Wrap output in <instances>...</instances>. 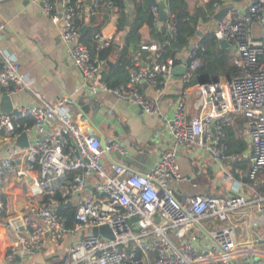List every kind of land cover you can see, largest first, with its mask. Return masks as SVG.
I'll use <instances>...</instances> for the list:
<instances>
[{
  "label": "built area",
  "instance_id": "1",
  "mask_svg": "<svg viewBox=\"0 0 264 264\" xmlns=\"http://www.w3.org/2000/svg\"><path fill=\"white\" fill-rule=\"evenodd\" d=\"M30 1H41L52 21L62 19L60 39L92 95L110 92L157 120L164 119L160 98L174 65L172 58L160 57L157 44L142 45L149 50L145 65L136 60L128 82L110 88L97 77L104 65L100 54L111 45L113 31L104 24L94 34L92 50L78 38V19L95 10H87L85 0H62L59 9L52 0ZM159 1L151 7L155 18ZM162 1L166 9V0ZM210 2L214 12L228 7L216 22V31L230 46L235 72L192 83L199 59L194 56L198 45H190L188 54L193 58L182 74L186 87L167 122L171 142L144 172L112 160L113 151L125 152L119 140L103 135L101 146L98 129L86 112H69L67 97L56 101L43 97L21 74L18 62L1 54L0 93L25 88L36 102L0 113V139H15L22 131L35 134L32 139L28 134L27 146L12 144L0 158V185L8 173L29 178L31 197L12 212L0 198V264H22L37 253L44 259L31 264H264L261 237L238 240L232 217L234 211L261 200L256 209L264 225V197L177 195L171 186V181L184 179L178 163L182 148L196 144L222 163L238 159L239 154L229 153L222 141L237 116L244 120L240 134L250 146L248 188L255 189L257 177L264 175V0L239 6L230 0ZM105 5L110 12L116 9L110 1ZM166 23L173 29L168 19ZM141 84L150 87V94L140 92ZM190 102L197 111L193 116ZM27 118L31 123L19 128L21 119ZM234 171L241 176L239 169ZM58 206L74 208L71 224L66 215L57 213ZM102 224L112 237L93 232ZM51 255L55 261H49Z\"/></svg>",
  "mask_w": 264,
  "mask_h": 264
},
{
  "label": "crops",
  "instance_id": "2",
  "mask_svg": "<svg viewBox=\"0 0 264 264\" xmlns=\"http://www.w3.org/2000/svg\"><path fill=\"white\" fill-rule=\"evenodd\" d=\"M247 1L230 0V3L239 6ZM61 2L62 0L53 1L56 9L61 7ZM186 2L191 12L197 9L204 12L208 4L211 5L212 12L205 13V16L209 17L208 20L199 19L198 29L201 31L206 30L208 27H214L216 30V22L226 12L222 13L219 19H216L214 14L218 10L213 11L210 0H186ZM120 18L121 12L118 9L111 10L105 22L110 31H113L114 43H118L119 46V36L122 33L116 32V27ZM84 20L85 22L89 21L87 13L84 15ZM0 23L3 24L0 29V58L3 53L11 55L18 62L21 74L32 81L35 89L43 97L50 101L67 97L70 100L65 103V107L69 112L74 113L82 109L89 116L93 113L91 103L98 104L96 114L91 118V123L102 135L119 140L125 149L124 153L113 151L110 155L112 160L122 162L133 170L141 172L148 170L156 163L160 149L168 146L171 142L167 122L172 118L182 88L186 87L182 81V74L185 69V57L188 55V49H183L179 56H183L182 60L176 63L172 69V74L167 81V89L160 98L161 112L164 119L157 120L155 117L146 114L139 105L118 99L110 92L100 91L95 95L89 92L81 72L66 54L60 39L62 26L51 20L41 1L0 0ZM161 23L159 21V25ZM118 47L114 45L108 59L113 63L117 56ZM227 48L230 49V47ZM196 82L198 81L193 83ZM193 85L190 86L191 89ZM150 90V87L146 84H143L142 89L140 87V92L145 95L150 94ZM5 94L10 96L12 110L10 112L0 111V113L10 114L20 106L36 102L28 89L17 88L12 93H0V108L6 107L9 103V101L3 99ZM196 112L190 102V115L193 116ZM239 119L242 121V125L235 136L241 137L245 141L247 149L246 151L239 150L236 153L239 154L240 159L247 158L249 163L250 146L243 135L240 134L244 128V120L241 116H237L234 121ZM28 134L30 139L35 137L32 132ZM12 144H15V139H0V158ZM110 158L103 155V159L107 163H110ZM16 163L21 164V161L17 158ZM178 163L181 177L183 176L184 179L171 181V186L177 195L189 192L218 197L242 193L251 199L264 197V194L248 195L247 189L251 186V183L245 180L247 166L244 162L233 166L230 161L224 163L216 161L210 152L195 144L180 150ZM232 167L239 168L242 171L241 176L239 175L240 179L233 176L232 173V176L230 175L229 171ZM262 176L263 181L261 184L264 183V175ZM28 180L29 178L20 177L16 174L8 173L5 175L0 185L1 196L4 197V200L1 196L0 198L8 212L22 209L30 201ZM252 192L254 193L255 190L253 189ZM259 202L262 201L256 200L250 206L256 205L257 207ZM243 208L232 213V217L238 226L243 223L240 228L241 233L238 232L237 234V239L241 241L247 236L253 235L261 237V242L264 243V225L261 216H259L258 223L252 224L250 219L245 223L243 220L249 217V213L246 209L244 210L246 212H243ZM206 223L209 224L207 221ZM42 259H44L43 256L37 253V255L35 254L22 261V264L39 263ZM53 260L55 261L54 256L51 255L49 261L52 262Z\"/></svg>",
  "mask_w": 264,
  "mask_h": 264
},
{
  "label": "trees",
  "instance_id": "3",
  "mask_svg": "<svg viewBox=\"0 0 264 264\" xmlns=\"http://www.w3.org/2000/svg\"><path fill=\"white\" fill-rule=\"evenodd\" d=\"M54 1V0H53ZM89 0H85L87 2ZM87 4L86 9L95 10L94 14L89 15V21L85 22L84 16L78 19L79 26L86 25L84 32H80L79 40L85 44L90 50L94 46V34L100 30L108 19L109 10L105 3L110 1L113 6L121 12V18L117 24L116 32H121L120 46L118 47L117 56L112 66L106 64V60L110 58L111 51L114 49V37L111 45L101 52L100 57L104 61V67L98 74V82H104L108 87L115 88L125 85L129 80L130 69L135 65V61L140 63L147 61L149 50L143 48L142 45L157 44L159 55L162 59L170 57L173 60V65L182 60L181 52L186 49L189 50L190 45L196 43L198 49L195 57L199 59V65L195 68L192 78V83L205 79H216L218 77L230 76L235 72V67L232 65V51L221 46L216 36L214 27H208L201 31L198 29L199 19L207 21L209 17L205 13H211V5L203 12L200 9L189 11L186 0H166V10L168 23L173 25V29L167 27L166 22L159 25L158 18H155L151 7L157 5L158 0H129L131 12L127 15L125 13L124 0H94ZM128 20V23L126 21ZM146 26V28H144ZM192 55L185 57V63L189 64L192 60ZM141 89L143 84H141ZM85 112V111H84ZM31 123V119H21V126ZM236 122V123H235ZM242 121L236 120L233 125L226 128L225 135L222 141L227 145L229 153H236L239 150L246 151L247 145L241 137L235 136L238 129L241 127ZM247 158H238L232 161V165H239L244 162L247 166L245 170V180H247V171L249 163ZM243 163V164H244ZM255 192L252 196L264 194V183L255 185ZM257 193V194H256ZM1 198L4 197L1 196ZM72 206H63L57 209V213L66 215L68 223H72L73 217Z\"/></svg>",
  "mask_w": 264,
  "mask_h": 264
},
{
  "label": "water",
  "instance_id": "4",
  "mask_svg": "<svg viewBox=\"0 0 264 264\" xmlns=\"http://www.w3.org/2000/svg\"><path fill=\"white\" fill-rule=\"evenodd\" d=\"M87 3L89 4V1H87ZM124 3H125V13L128 15L130 12H131V8H130V5H129V0H124ZM158 8H159V13H158V20L161 21V22H166L167 20V12H166V9H165V3L161 0L158 2ZM228 7H223L221 8L220 10H218L215 14H214V17L216 19H219L220 16L222 15V13H224L226 10H227ZM60 16V14H59ZM58 23L62 26L63 25V21L62 19H59ZM126 23H128V20L126 21ZM86 30V26L83 25L81 26L80 28V32H84ZM216 36L218 37V40H219V44L221 46H225V47H230L229 44L220 37V33L218 31H216ZM114 45L116 47L119 46L118 43H114ZM106 63L107 65L109 66H112L113 65V62L110 61V60H106ZM142 65L144 66L145 63H142ZM85 85L87 87H89V83H85ZM3 99L4 101H9L8 105L4 108H0V111L2 112H10L12 109H11V100H10V96L9 94H5L3 95ZM91 106L93 108V113L92 115H90V120L91 118H93L96 114V111H97V107H98V104L96 103V105H94V103H91ZM98 134L96 135L99 140H100V143H101V146L104 147L105 145V142H104V138H103V135L102 133L98 130ZM28 134L25 132V131H22L16 138H15V144L16 145H19V146H27L28 145ZM77 154V152H75ZM61 207L58 206L57 209H60ZM93 232H97L101 235H104V236H109V237H112V233L110 231V229L108 228L107 225L105 224H102V225H99L97 228H94L93 229Z\"/></svg>",
  "mask_w": 264,
  "mask_h": 264
},
{
  "label": "rangeland",
  "instance_id": "5",
  "mask_svg": "<svg viewBox=\"0 0 264 264\" xmlns=\"http://www.w3.org/2000/svg\"><path fill=\"white\" fill-rule=\"evenodd\" d=\"M230 163H232V161H230ZM234 167H232V168H230V171H229V173H230V175H231V173H232V175L233 176H235L236 178H238V179H240V177H239V174H234V169H233ZM239 169V168H238ZM240 170V169H239ZM242 171L240 170V173H241ZM242 174V173H241ZM231 175V176H232ZM239 181V180H238ZM262 181H263V176L261 175V176H259V177H257V179H256V184L257 185H260L261 183H262ZM248 183H251V182H248ZM255 185H253V187H254ZM22 187V186H21ZM247 191H248V195H250V194H252L253 192H252V190L251 189H247ZM259 203H262V202H259ZM251 205V204H250ZM246 206V207H244L243 208V212H248L249 214V217L248 218H244V220L243 221H245V223L250 219V222L252 223V224H254V223H258V220H259V213H257V209H256V205H252V206ZM246 209V211H244ZM238 220V219H237ZM243 225V223H241L240 224V226H238L237 227V234H238V232L239 233H241V230H240V228H241V226Z\"/></svg>",
  "mask_w": 264,
  "mask_h": 264
}]
</instances>
